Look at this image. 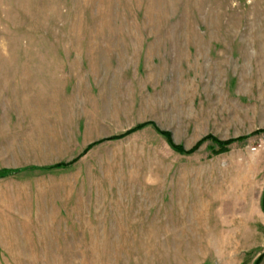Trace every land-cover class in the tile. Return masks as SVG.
<instances>
[{
	"label": "rangeland",
	"instance_id": "1",
	"mask_svg": "<svg viewBox=\"0 0 264 264\" xmlns=\"http://www.w3.org/2000/svg\"><path fill=\"white\" fill-rule=\"evenodd\" d=\"M0 170V264H264V0H0Z\"/></svg>",
	"mask_w": 264,
	"mask_h": 264
},
{
	"label": "trees",
	"instance_id": "2",
	"mask_svg": "<svg viewBox=\"0 0 264 264\" xmlns=\"http://www.w3.org/2000/svg\"><path fill=\"white\" fill-rule=\"evenodd\" d=\"M147 127H153L156 130V132L159 135H161L167 141L169 146L175 152H177L179 154H182V155H192V154H194L205 142H211L215 147H217L216 150H214V154H220V153L227 152L229 150L230 145H232L235 141L243 140V138H239L238 140L220 141V140H218V139H216V138H214L212 136H207V137L203 138L201 141H199L192 149L185 150L184 147L178 146V145H176L173 142L172 136H171L170 133L164 132L162 130H159L157 128V126L154 123H152V122H146V123L139 124V125L133 127L132 129L126 131L123 134L115 135V136H112V137H110L108 139H104V140H101L99 142H96L94 144L89 145L87 147V149L85 150V153L88 152L90 149H92L94 146H96V145H98L100 143H104V142H108V141H119V140L125 139V138L133 135L134 133H137L139 131H142V130L146 129ZM78 159H79V157L76 158L75 160H73L71 163L66 164V166H69L70 164L75 163ZM61 167H65L64 164L55 165V166H53L50 169H58V168H61ZM19 172H21V170H0V180L4 179V178H7V177H10V176H13V175H16ZM262 209H263V212H264V197L262 199ZM259 263H260V260H258L255 264H259Z\"/></svg>",
	"mask_w": 264,
	"mask_h": 264
}]
</instances>
